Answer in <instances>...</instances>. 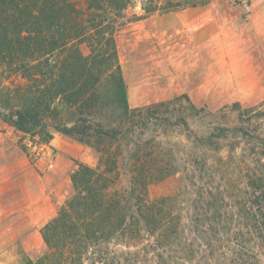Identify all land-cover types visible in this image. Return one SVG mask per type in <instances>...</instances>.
<instances>
[{
  "label": "trees",
  "instance_id": "trees-1",
  "mask_svg": "<svg viewBox=\"0 0 264 264\" xmlns=\"http://www.w3.org/2000/svg\"><path fill=\"white\" fill-rule=\"evenodd\" d=\"M210 1L143 0L142 18ZM134 2L0 0V120L35 144L58 133L97 156L77 165L71 196L40 228L46 251L22 264H264L262 179L236 210L222 191H201L186 218L179 194L149 196L180 169L170 129L189 130L204 109L187 96L129 107L114 33ZM10 76L25 85H5Z\"/></svg>",
  "mask_w": 264,
  "mask_h": 264
},
{
  "label": "rangeland",
  "instance_id": "rangeland-1",
  "mask_svg": "<svg viewBox=\"0 0 264 264\" xmlns=\"http://www.w3.org/2000/svg\"><path fill=\"white\" fill-rule=\"evenodd\" d=\"M134 1L114 33L129 107L187 96L204 109L188 119L189 130L170 129L165 141L180 169L151 186L149 196L179 194L186 218L210 189L236 210L264 181V0H211L145 18L143 0ZM80 48L88 54L85 44ZM25 83L19 76L4 81ZM53 144H35L0 120V264L46 251L39 230L71 196V173L79 163L96 166L93 149L60 134Z\"/></svg>",
  "mask_w": 264,
  "mask_h": 264
},
{
  "label": "crops",
  "instance_id": "crops-1",
  "mask_svg": "<svg viewBox=\"0 0 264 264\" xmlns=\"http://www.w3.org/2000/svg\"><path fill=\"white\" fill-rule=\"evenodd\" d=\"M247 62H248L247 65H248L249 67H254V64H253V62H252L251 59H248ZM56 138H58V134H54V138H53V140H52L51 143L48 145L49 148H56L55 145L53 144V141H54ZM62 138H63V137H62ZM81 152H83V151H81ZM84 152H86V151H84ZM81 162H83V161H81ZM84 164H85V163H84ZM59 199H60V197H59Z\"/></svg>",
  "mask_w": 264,
  "mask_h": 264
}]
</instances>
